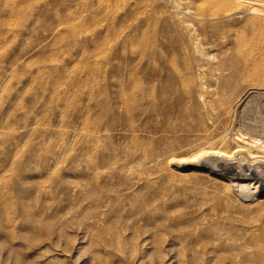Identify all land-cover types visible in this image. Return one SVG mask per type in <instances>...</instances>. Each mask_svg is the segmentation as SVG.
<instances>
[{"label": "rangeland", "instance_id": "obj_1", "mask_svg": "<svg viewBox=\"0 0 264 264\" xmlns=\"http://www.w3.org/2000/svg\"><path fill=\"white\" fill-rule=\"evenodd\" d=\"M252 1L0 0V264H264V195L171 163Z\"/></svg>", "mask_w": 264, "mask_h": 264}, {"label": "bare ground", "instance_id": "obj_2", "mask_svg": "<svg viewBox=\"0 0 264 264\" xmlns=\"http://www.w3.org/2000/svg\"><path fill=\"white\" fill-rule=\"evenodd\" d=\"M247 12L264 17V3L252 1ZM213 20L216 19H204ZM229 33L234 38L241 32L231 30ZM252 34L257 42L253 41L252 45L249 40H235V54L226 66L227 73L218 78V84L212 89L199 95V98L205 97L202 116L206 121V141L210 148L192 159L171 161L223 181L243 202L264 195V30ZM216 71H222L220 65ZM252 73L258 80L238 87L239 82L248 80Z\"/></svg>", "mask_w": 264, "mask_h": 264}]
</instances>
